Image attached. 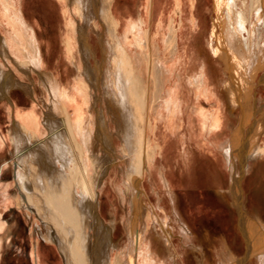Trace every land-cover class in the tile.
<instances>
[{
	"label": "bare ground",
	"instance_id": "obj_1",
	"mask_svg": "<svg viewBox=\"0 0 264 264\" xmlns=\"http://www.w3.org/2000/svg\"><path fill=\"white\" fill-rule=\"evenodd\" d=\"M57 1L65 5L64 13L68 19L66 29L61 35V43L64 46L65 57L69 60L62 65L64 66L62 75L59 73L52 75L46 71V61L41 52L42 46L38 35L24 22L21 7L15 9L12 0H0L4 17L8 18V23L15 31L11 41H3V48H0L4 52L14 50V55L19 59H14V66L19 72L16 80L8 75L7 70H4L7 67L6 64L1 63L2 60L0 62V103H4L12 119L9 135L16 157V161L13 162L14 177L21 201L29 209L35 210L34 212L51 227L48 235H44V239L48 242H57L58 246L64 245L65 249L68 248L71 264H112L110 253H113L120 245L114 243L110 233L111 228L109 229L97 215L95 201L96 191L109 174L110 168L114 164H122L123 184L116 185V189L121 200L132 205L133 216L128 215L125 221L129 236L128 246L126 250L118 254L114 264H137V257L140 254L144 257L143 264H161L157 256L162 260V264H165L166 258L162 256L165 251L162 253L161 249L154 248L153 241L173 242L172 239L176 236L174 232L178 231L182 241H186L193 250L195 240L188 232L189 228L179 213L176 197L170 193L168 202L177 217V224L181 226L177 225L176 228L169 224L172 228L167 230L164 236L160 234L155 236L153 226L143 225L141 229L136 228L135 217L144 215L147 220L154 222L156 217L154 207L144 206L141 199L143 192L138 190L142 175L146 172L152 173V160L155 159L156 149L159 148V146L154 148L147 131V127L152 126L147 106L149 105L150 108L153 103L155 106L162 107L159 113L166 118L167 127L172 129L171 127L179 120V114H184V108L192 104L193 115L190 123L192 124V118L198 119L199 124L203 125L208 134H206V140L203 139V143H200L198 136L195 137L196 144L201 150L207 145L206 142H211L209 136L211 133L216 129L225 128L230 119L229 114L222 115L215 111L204 119L203 110L198 104L200 99L196 96L197 93L205 92L207 101L212 96H216L222 111L227 107L224 106L223 83L216 80L215 74L218 73L223 78L228 76L234 69L236 63L234 59L238 58L235 55L228 56L229 48L223 39L219 38L223 29L227 28L225 19L220 17L222 1L214 0L215 11L213 7L210 9L213 13L212 26L210 30L206 27L202 30L201 18L196 16L200 9V1L174 0L173 15L168 21V31L165 29L166 21L161 17L157 27H163L162 29L166 31L158 36L157 41L152 35V27L147 28L148 17L145 19L141 16L140 24L138 22L135 24L134 19H131L124 27L123 19L114 11L115 3H117H113L115 0ZM13 2L15 3L14 0ZM255 4H257L256 0H241V6L249 10L250 25H252ZM147 11L149 13V9ZM236 17L237 15H232L233 26L237 30V44L240 45L244 32ZM196 30H199V36H208L198 63L195 56L200 53L198 48L203 44L193 43ZM256 35L253 43L254 54L258 57L263 54L264 57V51L262 52L259 47L263 41L264 30L256 28ZM132 39L140 48L141 56L145 60L143 65L142 62L137 61L138 57L133 53L130 45ZM92 40L95 45L92 44ZM251 41H249L250 46ZM156 45L159 48L152 57L150 49ZM146 46L149 48L148 51ZM211 53L215 55L212 59L209 57ZM239 54L242 64L247 68L246 57ZM93 56H97L96 65H92ZM263 57H260L262 68H264ZM245 68L244 72H247ZM69 75H72L71 79ZM174 75H177L178 81L169 89L168 82ZM30 76H33L34 80L28 83L25 79ZM37 77H39L38 80ZM37 82L44 92L49 93V98H52L51 108L58 113L56 119L53 118L56 117L55 115L47 117L46 128L43 127V122L41 123L36 106L30 109L19 108L10 99L11 88L17 86L32 97L36 94ZM187 84H190L192 88H189ZM246 89L244 103L247 104L241 107L240 122H237V125L228 124V127H233V134L225 142H220V145L217 142L214 143L219 145L216 148L224 155L233 176L238 173L239 163L242 162V143L246 124H250L255 114L260 113L263 107L262 104L254 110L251 103L252 90ZM166 94H168L166 98L169 97V99L163 100ZM186 98L189 99L186 100ZM57 99L60 104L55 102ZM262 101L261 99L260 102ZM100 104L103 109L98 112ZM70 107L74 110L73 117L70 116ZM96 111L99 117L94 115ZM95 121L98 123L97 131L94 130ZM111 123L114 124L116 132H108ZM114 139L121 140L122 155L117 153ZM62 148L66 151L64 152ZM135 160L138 166L134 168L132 165ZM59 164H62L63 168H58ZM82 165L88 171V181L85 179L86 172ZM29 186L32 193L28 191ZM144 207L147 210L143 209ZM246 215L247 217L242 218L244 215L241 217L239 231L248 252L252 251L249 260L251 264H264V225L260 224L258 218L254 219L248 213ZM56 231L61 233V237ZM256 238H258L257 242ZM219 244L221 246L218 250L220 251L218 264L242 263L239 258H232L234 254L231 256L232 253H229L223 240L220 239ZM36 248L37 245L35 250ZM198 251L202 254L204 262L201 263L198 260L197 264H213L206 258L203 249ZM178 256L184 262L183 255L178 254ZM178 262L174 258L171 264H178Z\"/></svg>",
	"mask_w": 264,
	"mask_h": 264
},
{
	"label": "rangeland",
	"instance_id": "obj_2",
	"mask_svg": "<svg viewBox=\"0 0 264 264\" xmlns=\"http://www.w3.org/2000/svg\"><path fill=\"white\" fill-rule=\"evenodd\" d=\"M14 1L15 3L12 0L14 8L21 7L24 14V22L38 35L39 43L42 46H40L41 52L46 61V71L52 75L56 73L62 75L64 73V66L62 65L69 60L65 57L64 46L63 43H61V35L64 29H66V21H68L64 13L66 9L65 5H61L62 3H59L57 0ZM199 1L200 9L196 16L201 18V29L205 30L206 27L210 30L213 20V13L210 9L213 7L214 0ZM113 3H115L114 11L118 17L122 18L124 21V27L131 19H134L135 24L137 22L139 23L141 16H143L145 19L148 17L147 28L151 29L152 27V35L155 37L156 41L158 40V36H161L162 33L166 31L165 29L168 31V21L170 16L173 15L174 0H115ZM256 3L252 15V25H250L249 21V10L246 8L244 9L239 4H237L239 8L233 7L231 9L232 11H230V17H227L229 19L232 18V15H237L238 17L239 26L244 32L243 41L240 45L237 44L238 36L236 28L230 27L232 19H230L229 22L226 18L229 25L226 24L225 27L227 28L223 29V33L221 32L225 37V41L228 42L226 45L229 50H231V55L236 52V54L241 53L244 58L246 57L247 68H244L247 69V72L243 71L244 77H241V80L244 79V83L242 82L243 85L239 81L235 83L236 80H238L237 77L240 76L239 74H237L238 76L236 75V77L230 75L224 78L218 73L215 74L216 80L223 83L222 91L225 96L224 106H227L223 111L220 101L216 96H212V98L207 101L205 92L197 93V95L195 94L199 97L197 99H200L198 104L201 110H203L204 119L205 116L208 117L211 112L215 111L222 115L225 113L230 116L223 130L216 129L209 135L211 137V142H206L207 145H205L202 150H199L200 148L196 144L195 137L198 136L197 138L200 140V143H203V139L206 140L207 131L202 124H199L198 119L192 118V124L190 123V118L193 115L192 104L190 107L184 108V114H179L180 117L178 115L179 120L177 124L171 127L172 129L167 127V123L165 122L166 118L159 113L162 107L155 106L153 103L150 105V108L149 105L147 106V112L152 122V126L149 125L147 131L151 136L154 148H158V146L159 148L156 149V157L152 160V173L147 174L146 172L144 173L145 175L147 174L146 176L144 174L142 175V182H139L138 190L140 189L143 192L141 199L144 206L146 208L149 206L154 207L157 215L155 214V222L147 220L144 215L135 217L136 228L138 227L141 229L143 225H149L148 227L153 226L155 227L153 229L155 230V236H159V234L160 236H164L167 230H171V225L176 228L177 225L180 227L181 225L177 224V217L172 212L171 205L168 202L170 199L169 196L172 194L176 197L179 213L189 228L188 232L191 237H193V240H195L193 250L186 241H182V237L178 231L174 232L176 236L173 237V242H164L163 240L153 241L152 245L154 248L161 249L162 253L165 251L164 254H162V256L166 258L165 264H171L174 258L177 262L179 261L178 264H197L198 260L203 263V256L199 253L198 249H203L207 256L206 258L210 260V262L218 264L220 253L218 250L221 246L219 244L220 239L224 241L225 246H227L228 251H230L229 253H232L231 256L234 254L232 256L233 259L239 258L242 263L251 264L249 257L252 251H250V253L248 252L244 238L239 231V224L242 218L245 216L247 217L246 214L248 213L252 218H258L257 220L260 224L262 223L261 225H264V159L257 160L259 156L258 147L264 150V68L260 65V57H263V54H261L260 57L255 55L253 44L257 36L256 28L259 27L261 31L264 30V0H256ZM1 7H3V5H0V12H2V14L0 13V15H2L0 16V47L3 48V41H11V36L15 35V31L11 28L12 25L8 23V18L4 17L5 15ZM148 9L149 13L147 11ZM161 17L166 21L164 30L162 29L163 27H157ZM194 35L196 38L193 40V43L195 45L203 44L198 48L200 53L195 56L196 62L198 63L202 55V47L205 45L208 36H199V30H196ZM250 40H252L251 46L249 44ZM131 42L130 45L133 53L138 57L137 61L139 63L142 62L141 64L143 65L145 60H143L141 56V51L137 46V42H133V39ZM92 44L95 45L94 40H92ZM259 45L263 52L264 35L263 41H261ZM2 48H0V62L2 60L3 62L1 63H5L6 65H4L7 67L9 66L8 69L5 67L4 70H7L8 75L16 80L17 76H19V72L14 65L15 60L19 59L14 55V50H12L13 52H4ZM13 48L15 49V47ZM157 48H159L158 45L154 48L151 47L150 51L152 57L156 54ZM146 50H149L148 46H146ZM129 51L131 53V50ZM9 53L11 55L13 54V56H8L10 55ZM163 54L164 53H162V55ZM97 56L99 58V54H97ZM97 56L92 57V65H96L95 60ZM209 57L212 59L215 55L211 53ZM23 60L28 62L25 59ZM133 63H135L134 60ZM235 64H237V62ZM12 65L14 67H11ZM68 77L71 79L72 75ZM33 78V76L27 77L25 81L30 83L34 80ZM38 78L39 77L36 79L38 80ZM63 80L66 81L67 79ZM177 81V75L172 76L171 81L168 82V88L171 89L175 86ZM235 84H237L236 87ZM187 85L189 88H192L190 84ZM246 88L252 90L251 103L254 110L258 109L262 104L263 107L261 112L255 114L251 123L246 124L245 127V136L249 135L252 138L253 158L250 160V164L248 163L249 169H246V175L242 178L243 171L240 167L241 161L239 163L238 173L233 176L228 168L224 155L216 148L218 144L215 145L214 143L217 142L220 145V142H225L228 140L229 136L233 134V127H228V124L237 125V119L241 116L242 112V108H239V106L243 103L245 91L247 93ZM42 89V86L37 82L36 94L30 97L29 94L25 93L24 89L18 86L12 87L10 99L14 101L19 108L30 109L32 106H36L39 110L41 123L43 122V127L46 128L45 122L48 121L47 117H53L55 115L56 117L53 118L56 119L58 113L51 108L50 104L52 103L50 100H52V98H49V93H47V91L44 92ZM186 91H188V89ZM167 95L168 94L164 96L163 100L169 99V97L166 98ZM188 99L189 98H186V100ZM261 99L263 100L262 102H260ZM55 102L60 104L59 99L55 100ZM3 104L4 103H0V264H71L72 260L71 257L68 256L70 254L68 248L65 249L64 245L58 246L57 242L46 241L44 235H48L51 227L34 212L35 210L29 209L22 203L23 201H21L17 182L14 177L15 169L13 167V162L16 161V157L13 153L9 135L12 119ZM246 104L247 103L244 104V107ZM85 105L86 103L84 102L83 106L85 107ZM71 108L72 107L69 108V112H71L70 116L73 117L74 110L73 108L71 110ZM100 109H103L102 104H100L98 112ZM48 111L50 113L53 112L52 115L50 113L48 114ZM98 112L96 111L94 113L96 117L97 115L99 117ZM97 127L98 123L95 121V131H97ZM109 129L108 132H116L113 123L110 124ZM114 140L117 153L122 155L121 140ZM63 143L61 144L62 146ZM62 150L64 152L66 151L64 148H62ZM261 157L264 158L263 154ZM82 166L83 170L86 172L85 179L88 181V171L84 165ZM122 166V164H114L113 167L110 168L109 174L103 179L101 187L96 191L95 211L104 224H106L109 229L111 228L110 233L114 243L120 245L118 249L110 253L112 264H114L118 254L126 250L128 246L129 236L125 221L128 215L131 217L133 216L132 205L123 202L116 189V185L123 184ZM132 166L134 168L138 166L137 160L133 162ZM58 168H63V165L59 164ZM162 174L164 176H162ZM160 176H162V178ZM163 178H166L167 184ZM240 183L244 190V200H242L241 197L242 192ZM27 188L28 191L32 193L31 186ZM167 188L171 192H169ZM145 207L143 209H146ZM57 232L58 231H56V233ZM58 234L61 237V233L58 232ZM255 241L257 242L258 238H256ZM36 245L37 248L35 250ZM178 254H181V256L183 255L184 262H182L183 260H181ZM168 256L170 257L168 258ZM143 259L144 257L142 254L138 255L137 264H143ZM157 260L160 261L159 263H163L159 256H157Z\"/></svg>",
	"mask_w": 264,
	"mask_h": 264
},
{
	"label": "crops",
	"instance_id": "obj_3",
	"mask_svg": "<svg viewBox=\"0 0 264 264\" xmlns=\"http://www.w3.org/2000/svg\"><path fill=\"white\" fill-rule=\"evenodd\" d=\"M222 2H221V5H222V7H221V10H222V12L220 13L221 15H220V17L221 18H224L225 19V21H226V24L227 25H229V23H228V21L226 20V18L227 17H230V15H231V12L230 11H232L231 9L233 8V7H237L238 5L237 4H239V5H241V0H221ZM213 6V5H212ZM237 8H239V7H237ZM236 8V9H237ZM214 11H215V8L213 7L212 8ZM188 13V12H187ZM228 20H229V22H230V19H232V18H227ZM223 24V23H222ZM230 27H233L234 28V26H233V19H232V22L230 23ZM223 33V32H222ZM219 38H221V39H223V42H225L226 44L228 43V42H226L225 41V37L223 36V34H220V36H219ZM228 41V40H227ZM231 50H229L227 53H228V56L230 55L231 57L232 56H234L235 55V57L236 58H238V59H234L236 62H237V64H235V66H234V69H233V71L231 72V73H229L228 74V76H230V75H232L233 77H236V75L237 74H239L240 76H238L237 78H238V80H236V82L235 83H237V81H239V82H243L244 83V79L243 80H241L242 78L241 77H244L243 76V71H244V65L242 64V62H241V58H240V56H238L237 57V55L238 54H236V52H234V54H232L231 55ZM240 55V54H239ZM239 72V73H238ZM232 77V78H233ZM243 83H242V85H243ZM229 84V83H228ZM230 85V84H229ZM237 86V84H235V87ZM242 87H244V86H242ZM245 88V87H244ZM246 90V89H245ZM244 97H246V91H245V96ZM245 102V100H243V103H241V106H239V108L240 107H243V104H245L244 103ZM238 123L240 122V118L238 117ZM251 125H253V124H251ZM251 125H249V126H251ZM259 142V141H258ZM252 138H251V136H249V135H246L245 136V138L243 139V143H242V162H241V170L243 171V176H242V178L246 175V169L248 170L249 169V165H248V163L250 164V160H252V156H253V152H252V149H253V147H252ZM200 148V147H199ZM199 150H201V148L199 149ZM258 151H259V156H258V158H257V160H259V159H261V160H263L264 158H262L261 156H262V154H263V157H264V150H263V148H260V147H258ZM246 152V153H245ZM261 153V154H260ZM246 159V161H245V159ZM244 160V161H243ZM254 161H256V160H254ZM261 162V161H260ZM241 176V175H240ZM242 182V181H241ZM233 186V185H232ZM230 187H231V185H230ZM233 188V187H232ZM240 189H241V197H242V200H243V196H244V194H243V188H242V186H241V183H240Z\"/></svg>",
	"mask_w": 264,
	"mask_h": 264
}]
</instances>
